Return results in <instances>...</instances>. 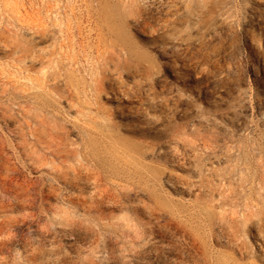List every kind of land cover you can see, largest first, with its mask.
<instances>
[{
  "label": "rangeland",
  "instance_id": "obj_1",
  "mask_svg": "<svg viewBox=\"0 0 264 264\" xmlns=\"http://www.w3.org/2000/svg\"><path fill=\"white\" fill-rule=\"evenodd\" d=\"M0 264H264V0H0Z\"/></svg>",
  "mask_w": 264,
  "mask_h": 264
}]
</instances>
